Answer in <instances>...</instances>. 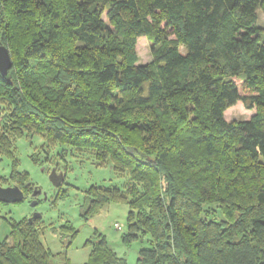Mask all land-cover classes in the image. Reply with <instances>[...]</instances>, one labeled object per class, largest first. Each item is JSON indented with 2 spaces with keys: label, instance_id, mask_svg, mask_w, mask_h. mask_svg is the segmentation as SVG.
Here are the masks:
<instances>
[{
  "label": "trees",
  "instance_id": "obj_1",
  "mask_svg": "<svg viewBox=\"0 0 264 264\" xmlns=\"http://www.w3.org/2000/svg\"><path fill=\"white\" fill-rule=\"evenodd\" d=\"M259 9L264 0H0V45L12 61L0 73L9 110L0 153L12 158L10 178L29 179L12 137L90 148L131 185L128 199L89 187L81 216L126 202L122 241L149 237L135 264H264ZM140 36L151 41L146 63H137ZM238 101L255 113L227 121ZM40 219L11 224L0 264H55ZM91 241L84 264H128L100 235Z\"/></svg>",
  "mask_w": 264,
  "mask_h": 264
},
{
  "label": "rangeland",
  "instance_id": "obj_2",
  "mask_svg": "<svg viewBox=\"0 0 264 264\" xmlns=\"http://www.w3.org/2000/svg\"><path fill=\"white\" fill-rule=\"evenodd\" d=\"M257 25L264 27V12L257 11ZM106 19L105 16H103ZM137 63L151 60V41L146 36H140L136 42ZM244 91V90H243ZM248 102L238 101L224 112L227 121L249 119L256 111V106H247ZM0 102V134H9L4 126L9 122L8 107ZM13 157L17 161V172L28 174L30 185L41 189L42 196L34 199L38 204L31 205L32 196L26 195L20 202H0V242L10 233L11 224L23 218H30L34 213H40L38 224L39 239L52 252L55 264H84L88 262L93 251V240L96 235L104 238L118 257L128 264H135L137 252L149 247L148 236L134 240L129 244L122 241V234L127 231L126 202H109L87 219L81 216L83 196L89 187L118 188L128 196V186L131 185L127 173H117L110 164L97 159L92 149L76 148L67 145H48L40 134L22 135L11 138ZM12 158L0 153V184L2 186L19 184L10 178ZM54 168L62 172L64 178L61 184L53 187L49 180V172ZM24 182V181H23ZM23 184V183H22ZM21 186V185H20ZM46 195V199L43 196ZM219 215V213L217 212ZM220 217V215H219ZM119 223V228L114 223ZM70 224V229L63 226ZM90 240V241H89Z\"/></svg>",
  "mask_w": 264,
  "mask_h": 264
},
{
  "label": "water",
  "instance_id": "obj_3",
  "mask_svg": "<svg viewBox=\"0 0 264 264\" xmlns=\"http://www.w3.org/2000/svg\"><path fill=\"white\" fill-rule=\"evenodd\" d=\"M12 61L10 57V53L8 48L5 45H0V73L2 76L7 77L9 68L11 67ZM49 180L53 187H57L61 184L64 174L62 172L57 173L54 168H52L49 172ZM41 192V189L39 187H35L32 196L39 195ZM25 195L23 190L17 186V185H8V186H2L0 185V202L3 203H15L20 202L24 199ZM44 199H46V195L43 196ZM38 204L37 199H33L31 202L32 206H35ZM40 213H34L30 218H36L39 217ZM29 218V219H30Z\"/></svg>",
  "mask_w": 264,
  "mask_h": 264
},
{
  "label": "flooded vegetation",
  "instance_id": "obj_4",
  "mask_svg": "<svg viewBox=\"0 0 264 264\" xmlns=\"http://www.w3.org/2000/svg\"><path fill=\"white\" fill-rule=\"evenodd\" d=\"M0 178H1V175H0ZM1 185V184H0ZM14 185H17V186H19L22 190H23V192H24V195L26 196V195H31L32 196V192H33V190H34V188L35 187H37V186H35V185H30V183H29V181H25V182H23V184H21V186L19 185V184H14ZM55 188V187H54ZM37 196H42V194L40 193L39 195H36V196H32V199L31 200H33L34 198H36ZM38 201V200H37ZM3 203V202H2Z\"/></svg>",
  "mask_w": 264,
  "mask_h": 264
},
{
  "label": "built area",
  "instance_id": "obj_5",
  "mask_svg": "<svg viewBox=\"0 0 264 264\" xmlns=\"http://www.w3.org/2000/svg\"><path fill=\"white\" fill-rule=\"evenodd\" d=\"M119 226H120L119 223H117V222L114 223V227H115V228H119Z\"/></svg>",
  "mask_w": 264,
  "mask_h": 264
}]
</instances>
